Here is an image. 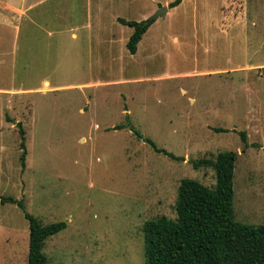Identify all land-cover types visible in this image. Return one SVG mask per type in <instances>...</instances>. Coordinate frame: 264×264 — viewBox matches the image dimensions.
Masks as SVG:
<instances>
[{
	"label": "rangeland",
	"instance_id": "1",
	"mask_svg": "<svg viewBox=\"0 0 264 264\" xmlns=\"http://www.w3.org/2000/svg\"><path fill=\"white\" fill-rule=\"evenodd\" d=\"M170 1L0 0V195L41 224L66 223L45 240L46 264H145L143 222L175 217L182 178L213 188V169L190 160L222 150L238 153L235 219L264 224V0H182L129 53L132 28L117 18ZM87 18L105 23L92 48ZM241 130L262 146L242 151ZM29 235L24 211L0 203V264H27Z\"/></svg>",
	"mask_w": 264,
	"mask_h": 264
},
{
	"label": "trees",
	"instance_id": "2",
	"mask_svg": "<svg viewBox=\"0 0 264 264\" xmlns=\"http://www.w3.org/2000/svg\"><path fill=\"white\" fill-rule=\"evenodd\" d=\"M182 0H172L168 7H175ZM117 21L132 28L126 48L134 54L150 24L145 20ZM126 121L128 116L126 115ZM20 161L24 166L26 146L24 130L20 123ZM125 124H118L119 129ZM127 126L129 123L127 122ZM216 132H228L224 127H214ZM233 131V130H232ZM139 137L138 131L135 132ZM244 151L248 147H261L257 142H248L245 130L238 131ZM143 140L158 153L173 160H183L163 148L150 138ZM237 151L222 150L208 157L191 159L192 167L212 168L215 186L208 187L196 179L182 178L177 187L174 202L175 217L160 215L147 219L141 226L145 264H264V224H246L235 219L233 209V177ZM15 203L29 221V254L27 264H46L43 247L46 238L62 230L66 223L58 221L41 224L25 212L23 199L0 195V203Z\"/></svg>",
	"mask_w": 264,
	"mask_h": 264
},
{
	"label": "crops",
	"instance_id": "3",
	"mask_svg": "<svg viewBox=\"0 0 264 264\" xmlns=\"http://www.w3.org/2000/svg\"><path fill=\"white\" fill-rule=\"evenodd\" d=\"M87 1V3H88V0H86ZM91 1V0H90ZM102 2H105V0H95V3H97V4H95V5H91V4H89L90 6H92V7H95V8H99V7H104V5L103 4H100V3H102ZM100 18H102V16L100 17ZM100 18H98L97 20L95 19V18H87V20L82 24V26H81V30H84L85 31V33H86V35H87V39H88V41H89V47L90 48H92V46H93V39H95V38H97V37H100L101 35L103 36V34H104V32H95L94 33V29H97V30H99L97 27H95V25H96V23H97V21H99L100 20V22H101V24L103 23V24H105L103 21H101V19ZM94 19V20H93ZM7 23V21H5V19L4 18H1L0 19V25L1 24H3V25H6V23ZM8 24V23H7ZM78 27L79 26H76V27H74V28H72V27H70L69 28V40H73V41H76V40H78L79 39V37H80V33L78 32L79 31V29H78ZM99 28H100V25H99ZM13 31H15L16 33H18V31H17V29L16 30H14V28H13ZM104 31V30H103ZM16 33H14V36H16V35H18V34H16ZM94 35H95V37H94ZM104 37V36H103ZM68 40V41H69ZM62 42H64V40L62 41ZM66 43V46H65V48H68V50H72V47H76V44H74V43H70V42H65ZM60 45H61V42H60ZM62 46V45H61ZM74 57V56H73ZM74 62H75V60H73ZM42 82V81H41ZM43 83H44V85L45 86H47L48 85V83H49V81L48 80H43ZM56 87H62V86H56Z\"/></svg>",
	"mask_w": 264,
	"mask_h": 264
},
{
	"label": "water",
	"instance_id": "4",
	"mask_svg": "<svg viewBox=\"0 0 264 264\" xmlns=\"http://www.w3.org/2000/svg\"><path fill=\"white\" fill-rule=\"evenodd\" d=\"M168 5L166 6H162V7H159L151 16H149L146 20L147 21H151V20H154L156 19V17L160 16V15H164L167 11H168ZM135 135H137L135 132H133ZM141 139H143L141 137Z\"/></svg>",
	"mask_w": 264,
	"mask_h": 264
}]
</instances>
